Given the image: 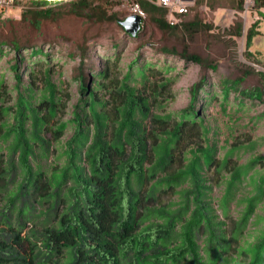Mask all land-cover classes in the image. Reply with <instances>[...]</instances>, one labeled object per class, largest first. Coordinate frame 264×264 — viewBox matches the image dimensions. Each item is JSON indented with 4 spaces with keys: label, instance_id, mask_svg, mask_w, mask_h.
<instances>
[{
    "label": "trees",
    "instance_id": "trees-1",
    "mask_svg": "<svg viewBox=\"0 0 264 264\" xmlns=\"http://www.w3.org/2000/svg\"><path fill=\"white\" fill-rule=\"evenodd\" d=\"M87 1L79 0L83 7L90 6ZM135 1L160 28L197 23L187 19L188 12L179 25L171 26L166 9L148 0ZM254 2L257 10L264 8V0ZM51 14L49 8L38 16ZM258 14L264 19L262 11ZM128 15L116 22L126 37L137 38L140 30L132 36L122 25ZM259 22L254 21L247 31V48ZM241 31L237 24L235 33ZM14 47L19 48L17 43ZM79 52L76 77L86 97L79 98L69 120L61 119L62 90L51 81L50 68L43 70V88L37 97L33 86L20 87L18 64H13L17 97L11 104H5L8 93L0 79V264H264V227L252 240H243L249 220L264 199V154L252 153L239 163L258 141L244 143L235 138L223 156L216 157L210 127L195 108L205 77L191 86L185 108L177 114L164 113L162 95L175 77L150 82L146 64L137 65L138 87L131 85L135 76L131 70L113 82L108 69H102L96 73L102 81L95 79L89 88L83 71L89 56L87 49ZM31 55L48 53L36 47ZM181 57L216 69V64L197 54L184 50ZM252 72L246 69L241 76L221 79L223 100L234 91L240 106L249 99L264 108L263 72L256 71L261 83L241 87ZM68 123L73 124V132L55 156L52 143L59 141ZM62 155L64 161L58 163ZM210 168L222 175L224 187L217 202L222 216L228 217L232 202L243 205L230 229L225 220H214L211 186L204 175ZM246 177L252 186L248 194L242 191ZM163 193L177 195V200L160 203Z\"/></svg>",
    "mask_w": 264,
    "mask_h": 264
},
{
    "label": "rangeland",
    "instance_id": "rangeland-1",
    "mask_svg": "<svg viewBox=\"0 0 264 264\" xmlns=\"http://www.w3.org/2000/svg\"><path fill=\"white\" fill-rule=\"evenodd\" d=\"M11 1L0 0V79H3L4 89L8 93L5 104L13 103L17 97L13 64H18L16 72L21 75L20 87L33 86V93L37 97L43 88V70L50 68L51 81L57 89L62 90L59 93L65 108L61 119L69 120L79 98L86 97L80 93L76 77L81 55L79 49L83 48L87 49L89 56L83 67L89 88H93L95 79L102 81L96 76L102 69H108L109 79L113 82L121 80L130 70L135 75L136 66L143 64H146L145 74L150 82L162 77H175V82L162 95V102L166 104L162 110L164 113L177 114L185 108L190 100L191 86L205 77L207 82L199 91L195 108L210 127L209 137L217 146L216 157L223 156L226 147L235 138L244 143L258 141L256 148L244 154L239 163L245 162L252 153L264 154L263 105L245 99L244 106H240L234 91L229 94L228 100H223L220 85L224 77L236 78L246 69L253 72L246 77L241 87H251L262 82V77L256 71L264 73V19L258 14V11L264 13V8L257 10L255 0H196L187 19L196 20L197 23L187 28H160L153 21L152 14L145 13L137 38L126 37L116 22L130 13V0H88V7H83L79 0H49L46 5H35L30 0ZM49 8L52 9L50 16H38L40 11ZM258 19V33L252 38V45L247 48V31ZM37 20L38 27L35 25ZM237 24H241L240 35L235 33ZM14 43H17L18 50ZM36 47L48 55H31L32 49ZM184 50L208 59L216 64V69L186 61L181 57ZM248 52L251 54L247 55ZM135 58L136 63L131 66ZM152 70L160 73L151 75ZM133 77L131 85L140 87V75ZM100 91L104 93V90ZM104 97L107 98V95ZM164 98L169 99L166 101ZM108 110L114 113L111 104ZM7 119L11 121L10 114ZM73 129V124L68 123L59 141L52 143L55 156L63 151V145ZM64 158L62 155L58 163H63ZM51 161L52 156L48 159V162ZM260 168L259 165L255 169ZM204 175L208 179L207 184L211 186L209 195L215 208L214 220H225L226 228L230 229L240 216L243 205L232 202L228 217H223L217 207L224 187L221 184L222 175L216 174L213 168L205 170ZM242 187L245 194L252 189L248 177ZM173 200H177V195L172 193H163L159 199L163 204ZM263 227L264 199L249 220L243 240H252ZM198 242L202 245L203 240Z\"/></svg>",
    "mask_w": 264,
    "mask_h": 264
},
{
    "label": "built area",
    "instance_id": "built-area-1",
    "mask_svg": "<svg viewBox=\"0 0 264 264\" xmlns=\"http://www.w3.org/2000/svg\"><path fill=\"white\" fill-rule=\"evenodd\" d=\"M14 1V0H12ZM11 1V2H12ZM152 4L164 8L167 11L166 19L169 25H179L182 15L189 12L195 5L196 0H148ZM129 15H138L141 19L145 16V11L135 0H130Z\"/></svg>",
    "mask_w": 264,
    "mask_h": 264
},
{
    "label": "water",
    "instance_id": "water-1",
    "mask_svg": "<svg viewBox=\"0 0 264 264\" xmlns=\"http://www.w3.org/2000/svg\"><path fill=\"white\" fill-rule=\"evenodd\" d=\"M141 18L138 15H128L122 22L126 33L134 36L139 31Z\"/></svg>",
    "mask_w": 264,
    "mask_h": 264
}]
</instances>
